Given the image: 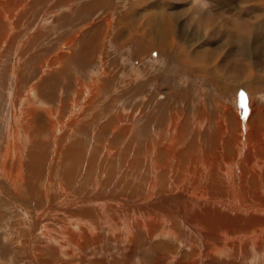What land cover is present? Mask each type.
Segmentation results:
<instances>
[{"label": "rangeland", "instance_id": "obj_1", "mask_svg": "<svg viewBox=\"0 0 264 264\" xmlns=\"http://www.w3.org/2000/svg\"><path fill=\"white\" fill-rule=\"evenodd\" d=\"M17 1L11 0L14 3L9 2L7 4V9L9 8L8 16L11 15V19L13 18L12 24H14L15 30L8 36V39L0 48V153L7 146V142L11 145L7 146L10 147L9 149H12V145H15L12 143H16L17 137L13 134L10 135L9 132L10 129L12 130L15 127L12 115L17 114L15 108L19 107L18 99L21 95L23 96L21 102L25 101L21 104L23 107L32 105L34 109L37 108V114L32 117L31 121L34 125L31 124L37 126V134L39 135L35 139L39 142L38 145L35 144L38 148L34 145L33 151L36 153V156L33 160L31 156H25L24 160L26 161L22 162L24 167L31 160L34 161L35 165L37 164V167L39 165L38 168L41 169V173H44L48 169L50 172L45 171V174L48 173L49 176H52L54 174L51 172L54 170L53 167H55L51 163L52 159L53 161L55 160L53 164L59 162V168L64 167L67 170L68 166H70L67 165L69 160L62 158V152L65 150L67 152V147L77 146L75 147L77 148L76 151L80 150L77 152L87 155L89 158L97 154L99 148L101 150L102 147L99 146L105 144L113 147L115 150L117 149L115 155L109 158V163L105 165L107 169L104 170V175L106 172L113 174H110V182L101 184L100 188L95 191L97 193H93L95 198H91L87 200V203L83 204L87 206L86 208L91 207L98 210L96 206L104 205L107 214L117 220L111 213L117 208L116 200L113 197L127 196L125 191L122 190L127 186H122L121 183L124 180L132 179V183L134 181L136 183L143 182L147 175L146 169L140 165L143 161L142 153L144 152V147L153 140L151 133L155 132L156 134L160 132L165 125L174 120L173 116L175 114L178 115L174 116L178 117H176V124L179 125V121L183 127L187 126V130L192 128L193 136L197 132H200V134L197 133L196 138L199 137V140H202L203 143L205 142L206 146L208 145L207 147L212 149L211 151L214 153V149L219 145V137L217 136H220V130L217 129L219 127L216 128V126H219L218 123L221 125V130L223 121H227L231 125V128H233L236 119L233 116L235 109L237 108V112L241 110L242 113V105L246 104L247 112L249 110L250 96L241 87L235 92L236 86H239V82L242 81L247 72V68L245 69L242 66V63L247 61L235 53L236 34L231 32V30L239 28V23L244 22L243 19L247 18V10H251V7L254 5L253 3H257L258 8H261L260 14H256L259 19L254 20L258 18L253 17L254 13H256L255 11L249 13L248 17L251 19H247L253 24L248 29L249 35L246 36V41L249 40L252 45L256 40L259 41L260 37L264 35V25L262 23L258 24L260 19H264V0H205L206 3L202 5L203 8L199 5H194L193 0H27L28 3H24L25 5L21 9L19 7L24 0ZM160 2L162 3L163 10L160 15L156 13L158 15L157 19L160 16H164L167 21L166 26L170 27L168 29L173 33L172 37L174 40L172 47L169 46L170 49L169 47H165L163 51L160 50V45H158L159 39L163 37L164 39L160 43L168 45L171 37H168L167 33L156 35V31H154L155 21L152 20L154 18L152 16L154 15L151 10L152 6L158 5ZM15 5L19 6L18 10ZM240 8H242L241 13L239 12ZM11 9L14 12L16 11L15 15H13ZM242 24H245V22ZM240 29L243 30L244 27ZM0 32L3 35L2 37L0 35L1 42V39L8 32V26L5 28L1 26ZM165 40L166 42H164ZM65 41H67V44ZM67 47L69 50L71 48V50L69 52H67L68 50L66 51V59L65 57L62 58V72L65 71L64 73L60 71L59 75L58 73L55 75L54 72L48 70L42 72L40 70L39 62L42 59L54 56L55 53H59V50L61 51L62 48L66 50ZM262 47V44L254 47L256 51H254L248 63L254 66L252 67L253 73L258 71L260 72L259 74L264 75L262 68L264 65L263 53H261L263 52ZM65 50L62 51L65 52ZM170 52H173L174 57ZM236 58L238 60L235 62ZM68 59L69 61H67ZM202 64L205 68H203ZM258 67L260 68L259 70L257 69ZM205 69H208V72ZM99 73L102 74L100 75ZM95 78L97 79L96 83L102 86V90L99 93L101 95L99 99H101L98 102L97 100L94 101L93 106L82 107H84L88 118L92 115L94 117L97 115L95 117L97 120L100 118L99 120L102 122L99 124L103 126L102 131H100L101 133L99 132V127L98 129L94 128L98 123L93 119L90 121L94 123L89 121V125L87 123L82 127L79 126L82 130L79 129L78 125H75V127L73 126L74 129L72 128L71 131H68V126L70 125H64L62 127L63 130L61 129L60 134H58V142L56 143L63 148H58L59 151L56 150L58 153L52 154L55 145L53 146L49 137L50 135H48V116H45L47 114L45 109L51 108V113L49 112L48 115L50 114L49 116L52 117V111L56 108L57 113H61L60 116L62 115L61 119L66 118L67 115L65 113L68 114L67 111H69L66 103L70 100L68 98L78 96L81 105L87 99V96H82L83 93L74 95L73 89L79 82L87 84L90 83L91 79ZM249 78H246L247 81ZM260 81L256 83L249 80L253 91L251 99L253 98L255 105L262 106L264 110V80L262 83ZM27 89L29 93L26 92ZM31 92H33L32 95L30 94ZM80 106L77 105L76 112L82 109ZM57 107H60L59 110ZM222 107H225V110ZM227 109L229 110L226 111ZM247 114H245V117ZM118 115L126 119L132 117V115L135 119L139 118L133 121L131 125L134 126L133 130L131 129V132L129 131L130 133L126 134L127 136L130 134L128 137L120 132L112 133V135L109 134L110 127L112 124H116V116ZM19 123L22 124L21 121ZM92 126L93 129L91 130ZM77 127L79 131H77ZM83 127L85 128L83 129ZM65 131H68L66 135L64 134ZM91 131L94 132V135H92ZM9 138L11 142H9ZM31 140V137L24 140V148L26 146L24 150L25 155L26 153L29 154L28 149L30 151L33 149L32 145L27 149ZM39 149L41 152L44 151V155L48 158H44V156L40 157L39 154L37 155ZM133 152L136 153L137 162L130 164V155ZM58 154L62 156L60 157ZM127 154L130 155L127 156ZM6 167L10 169V172L6 168V170H2L3 173L0 172V176L6 175L8 177L7 175L9 174V178L11 179L12 175H14L13 170L16 169L14 165V168H10L8 165ZM44 167L46 168L44 169ZM0 169H2L1 166ZM92 169H90V173L93 172L91 171ZM11 173L13 174L11 175ZM36 179L40 181L39 178ZM119 185L121 187H118ZM136 185L138 186V184ZM83 186L89 191V184L84 182ZM2 188L0 186V202L2 203H0V264H33L29 251L23 246L24 243L20 246L21 241H16L20 236L19 234L22 233L21 231L24 232L27 229L26 224L29 221V217L22 212V207H10L8 205L10 208L8 209L4 206L7 203L3 202L7 199H5L4 193L1 192ZM102 189L104 190L102 191ZM140 189H136V193L133 194L137 198H141L142 196L139 193ZM60 190L58 189L57 192ZM100 192L106 195L103 194L105 196H102ZM138 193L139 195H137ZM84 195L78 193L77 190L69 193V197L77 196L78 199L82 196L86 197ZM64 196L63 193H58L57 196H54L56 199H51L48 205H46L47 202H43V204L35 202V207L37 209L41 207L39 210L44 212L43 218L45 219V223L43 222V224L51 227L54 222L61 221L59 215L62 210L59 209L63 206L61 199ZM132 204L133 202H128V205ZM47 206H49L48 210H45ZM76 207L74 210L81 209ZM90 212L92 215L93 211L91 210ZM52 215L56 216L50 219L49 216ZM27 217L28 219H26ZM103 224L104 226L100 225V223L98 224L95 236L91 235L86 241H80L87 250L68 254L70 251L68 249V252L63 257H57L52 252H46L43 254L44 257L40 255L43 259L37 263L40 264L41 262L45 264V259L48 264H170L171 258L160 254L164 252L165 255H170V253L161 251V248L156 246L157 244L155 243V241H159V245H162L163 240L161 239H165L164 237L160 236L161 239L158 237L149 239L142 237L141 233L137 232L136 242H125L121 238L122 236H120L119 231L115 232L107 222ZM112 225L115 224L112 223ZM81 226L83 228L86 227L85 224ZM108 227L109 229H107ZM179 231L181 234L182 231ZM112 234L115 235L113 236ZM180 238H185L183 233L180 235ZM37 240L39 244L33 238V242L37 246H40L41 242H45L47 246L57 247L54 242L45 241L43 237L37 236ZM165 240L172 239L166 238ZM147 241L150 245L146 243ZM173 243L171 245L172 248L169 245L170 252L175 253L178 251L182 257V254L187 252L182 247L183 242ZM158 247L160 250H158ZM255 259L257 260V262L255 260V264H263L264 262V256L256 257Z\"/></svg>", "mask_w": 264, "mask_h": 264}, {"label": "bare ground", "instance_id": "obj_2", "mask_svg": "<svg viewBox=\"0 0 264 264\" xmlns=\"http://www.w3.org/2000/svg\"><path fill=\"white\" fill-rule=\"evenodd\" d=\"M18 1L20 2L21 0ZM9 2H11V0H0V28L1 26L4 28L8 26V32H6L3 39H1L0 48L2 47L3 43L6 42L8 36L11 35L15 30L14 24H12L14 20L13 18L11 19V15L8 16L9 8L7 9V4ZM193 2L194 5H199L201 8H203L202 5L206 3L205 0H193ZM24 3H28L27 0H24V2H21V4L19 3L20 7L15 5L17 10L18 7L19 9L24 7ZM253 4L254 5L253 7H251V10H247L246 12L247 18H250L248 17V15L249 13H251V11L256 12L254 13L253 17H258L257 15L260 14L259 11L261 10V8H258L257 3ZM11 6L12 5H10V7ZM151 10L152 14L154 15L152 16L154 17L152 20L155 21L154 31H156V35H158L159 33H167L168 37H171L168 45L160 43L163 41V37L159 39V44H157L160 45V50L163 51L165 47H172V43L174 41L172 37L173 33L170 32V27L166 26L167 21L164 16H160V18L157 19L158 15L156 13H159L160 15L163 10L162 3L160 2L158 5L152 6ZM241 10L242 8L239 9L240 13ZM11 11L13 10L11 9ZM14 13L16 14V11H13V15H15ZM247 18L243 19L245 24H242L244 22H237L239 23V28L231 30V32L236 34V47H234L235 53L243 60L247 61H244V63H242V66L245 69L247 68V72L243 77L244 80L242 79V81L239 82V86H236L235 89L236 92L239 87H241V89H243L245 93L250 96V104L248 106L249 110L247 112V116L245 117V114H242L241 110L237 112L236 108L235 112L232 111L234 113L233 116L236 117L235 125L233 128H231V125H229L227 121L225 122L222 120L223 126L221 127V130V125L220 123H218L219 126H216V128L219 127L217 129L220 130V136H216L219 137V145H217L216 148L214 146H211L215 148H213L214 153H212V149L207 147L208 145L206 146L205 142L203 143L202 140H199V137L196 138V135L200 134V132H197L198 134L196 133V135L193 136L192 128H189V130H187V126H184V128L183 125L179 123V121V125L176 124V117L178 116L177 114H175L177 115L176 117H174L175 115L173 116L174 120L171 123H168V126L165 125L164 128L160 130V132L155 134V132L153 133L151 131L153 140H151L148 145L144 147V152L142 153V160L144 161V163L143 161V164L140 163V165L146 169L147 175L142 183L141 181L139 183H136L135 181L134 183H132V179H126L121 183L122 186L127 185L122 190L125 191L128 198L127 196L118 198L113 197V199L116 200L117 208L111 213L117 218V220L107 214L106 207L104 205L96 206V209L98 208V210H95V208L93 209L91 207L86 208L87 206L83 205L88 202L87 200L95 198L93 193H97L95 191L100 188L102 183L110 182V174L112 173L106 172L107 174L105 173L104 175V170L107 169L105 168V165L109 163V158H112L115 155L117 149L115 150L113 147L107 144L103 145V143H101L103 146L99 147H102V151L100 150V148H97L99 152L97 150L94 151H97L99 154L97 153L93 156L90 155L91 157L89 158L87 155H82V153L77 152L80 151H76L77 148L75 147L77 146L74 147L73 145L72 147H67V152H65L66 148L64 149L65 151L62 152V158L64 160H69V163L67 165L70 166H68L67 168V165L65 164L67 170L64 167L59 168L57 156V164H53L55 161H53V159L51 162L53 166L55 165V167H53L54 170L52 169L53 171L51 172L54 174L52 176L48 175V173L50 172L48 169L45 170L48 173L45 174V171L44 173H41V169L38 168L39 165L37 167V164L35 165L34 161L31 160H29V162L26 163V166L24 167L22 162L26 161L24 160L25 156H31V159L33 160V158H35L36 156V153L33 152L34 145L39 144V142L35 140L36 136L38 135L37 126H33L34 124L31 122L32 117L37 114V108L34 109V106L32 105H26L27 107H23L21 105L24 101L23 100L21 102L23 96H19V107H17V109L15 108V110H17V114H11L14 118L13 124H15V127L13 126L14 128L12 127L13 129H10L9 132L10 135L13 134L17 137L16 143H12L15 145H12V149H9L10 147L7 146L11 145L7 142V146L4 147V149L0 153V166L2 168L0 169V172L3 173L2 170H6V168H8L6 167L7 165L10 166V168H12L14 165L16 170H13L14 175H12L13 173H11V175L13 176L11 179L9 178L8 173V177H6V175H3L4 177L0 176V186L3 187L1 189V192L4 193V195L7 197H5V199L8 200H6L5 202H3L2 200L3 203H7L4 206L8 209H10L9 206H16L18 208L22 207V212L29 217L28 223L25 222L27 223L26 226L28 230L25 229L24 232L21 231L22 233L19 234L20 236L16 241H21L20 246H22L21 244L24 243L23 246L29 251L33 264L41 261V259H43L41 258V256L44 257L43 254L46 252H52L53 255L57 257H63L65 256V253L68 252V249L70 250L68 254L87 250L84 244H81L80 241H86L91 237V235L95 236L96 229L99 226L98 224L100 223V225L104 226V222H107L108 225H111L112 229L115 232L119 231L121 234L120 236H122L121 238L125 242H136L137 232L141 233L142 237L144 238L153 239L158 237L159 239H161L160 236H162L165 239H172H161L164 241H162V245H159V241H155V243L157 244L156 246H159L161 248V251L170 253V255H165L164 252L160 253L165 257L171 258V260L169 261L170 264H255L256 257L264 256V110L262 106L255 105V103L253 102V98L251 99V96H253V91L249 82L250 80L251 82L254 81L257 83V81L262 80L260 81V83H262L264 80V75L259 74L260 72L258 71L257 72L259 75L257 74V72L253 73L252 67L254 66L248 63V60L252 58L254 51H256V49L254 50V47L256 45L258 46L259 44L263 45V52L261 53H263L264 59V35L260 37L259 41L256 40L255 43L253 42V45L250 44L249 40L246 41V36L249 35L248 29L251 28L250 26L253 24H251V21ZM256 19L258 20L259 17L255 18L254 20ZM259 23H262L264 25V19H260L258 24ZM242 26L244 27L243 30L240 29L243 28ZM3 31L5 33V29ZM2 36L3 35H1V37ZM164 42H166V40ZM65 43L67 44V41H65ZM62 50L65 49L62 48L61 51L59 50V53H55L54 56L42 59L39 62L40 70L42 72L48 70L54 72L55 75L57 73L59 75V72H62L63 69L62 58L65 57L66 59V51L68 50L67 52H69L71 48L69 50L67 47L65 52ZM170 53L173 54V52ZM236 60L238 59L236 58L235 62ZM67 61H69V59ZM203 68H205V66ZM262 68L264 70V65L262 66ZM257 69L259 70L260 68L258 67ZM205 70L207 71L208 69ZM246 78H249V80L247 81ZM96 82L97 79L95 78L91 79L90 83L86 84L85 82H79V84L76 85V87L73 89V94L80 95L83 93L82 96H87V99L84 103H82L83 105H81L78 96L70 97V95V98H68V100L70 99L68 101L69 103L66 102L67 107H69V111L66 110L68 114L65 113L67 115L66 118L64 117L61 119L62 115L60 116L61 113H57L56 108V111L54 109L55 112L52 111V117L49 116L50 114L48 115L49 112L51 113V108L45 109V112L47 113L45 114V116H48V135H50L49 137L52 141L53 146L55 145V149L52 154L56 153V150H58V148H63L56 143L58 142V134H60L61 129L63 130L62 127H64V125H70L68 126V131H71L73 126L75 127V125H78V127H82L87 123L89 125V121L93 119L96 123H98L96 126H94V128L98 129L99 127V132L102 131L103 126H100L99 124L100 122H102L99 120L100 118L98 120L95 119L97 115L95 117L92 115V118H88L84 110V107L87 108V106H93L94 101L97 100L98 102L101 99H99V97L101 96L99 93L100 90H102V86L97 84ZM28 91L29 90L27 89L26 92L29 93ZM32 93L33 92H31L30 94L32 95ZM261 98H263V96H261ZM77 105H81L80 108H82L79 112H76ZM60 107H57L58 110ZM80 108L78 107V109ZM222 108L223 110H225V107ZM228 110L229 109H227L226 111ZM230 114L229 116L232 115ZM116 118V124H112L110 127L109 134L111 135L112 133L120 132L127 136L126 134L130 133L131 129L133 130L134 126H131L133 124V121L139 119H135L133 115L132 117L127 119L119 115L116 116ZM20 121L22 122V124L19 123ZM90 122L94 123L92 121ZM104 124H106V122H104ZM104 124L102 123V125ZM78 127L76 129H78ZM81 127H79V129H81ZM198 127L201 128L200 126ZM84 128L85 127H83V129ZM79 129L77 131H79ZM92 129L93 126L91 127V130ZM194 130L197 131L196 129ZM68 131H65L64 134L66 135ZM221 131L223 132L221 133ZM94 132L96 133L95 130ZM94 132H92V135H94ZM129 135L130 134H128V136ZM29 137H31L32 140L29 142L27 149L31 147V145L33 149H31V151L28 149L29 154L26 153L25 155L24 150L26 146L24 148V140L29 139ZM9 142H11L10 138ZM40 152L41 151L39 149L37 155L39 154L40 157L44 156L45 158L46 155H44V151L41 153ZM135 154V152H133L132 155L129 154L131 156L130 164H134L137 162ZM58 155L60 157L62 156L60 154ZM129 155L127 154V156ZM54 156L56 157V155ZM41 168L43 169V167ZM45 168L46 167H44V169ZM90 169H92V173H90ZM8 170L10 172L9 168ZM36 178H39L42 183ZM84 182L86 184H89V191H87V188L83 186ZM135 183L138 184V186ZM118 187H121V185H119ZM139 188H141L139 190V193L142 194L141 198H137V196L133 195ZM58 189L61 190L57 192ZM76 190L78 191V193L85 194L84 196L86 197L82 196L80 199H78L77 196L69 197V193H73ZM103 190L104 189H102V191ZM54 191L56 192L53 193ZM58 193H63V195H65L61 199V203L63 206H61L62 208L59 209L62 210L61 214L59 215L61 221H56L51 227H49L46 224H43V222L45 223V219L43 218L44 212L39 210V208L41 207L37 209L35 207L36 205L34 204L35 202H37L38 204L47 202V204H45L48 205V202H50L51 199H56V197L54 196H57ZM100 193H102V196L106 195L103 192ZM139 193L137 195H139ZM129 201L133 202V204L128 205ZM49 206H47V208L44 207L45 210H48ZM75 207L81 209L74 210ZM91 210L93 211L92 215L90 212ZM54 216L56 215H52L49 217L50 219H53ZM28 217L26 219H28ZM112 223L115 225H112ZM82 224H85L86 227L83 228L81 226ZM107 229H109V227ZM179 230L182 231L183 236L186 239L180 238V235L182 233L180 234ZM37 236L43 237L45 241L54 242L57 247L47 246L45 242H41V245L37 246V244H39ZM33 238L35 242L38 241L37 244H34ZM173 242H183L182 247H184V250H187V252L183 253L182 257L178 251H176L175 253L170 252V246ZM146 243L150 245L148 241ZM159 247L158 250H160ZM44 261L45 264H48L46 263L45 259ZM40 264L42 263L40 262Z\"/></svg>", "mask_w": 264, "mask_h": 264}, {"label": "water", "instance_id": "obj_3", "mask_svg": "<svg viewBox=\"0 0 264 264\" xmlns=\"http://www.w3.org/2000/svg\"><path fill=\"white\" fill-rule=\"evenodd\" d=\"M242 113L246 114L247 113V106L246 104L242 105Z\"/></svg>", "mask_w": 264, "mask_h": 264}]
</instances>
